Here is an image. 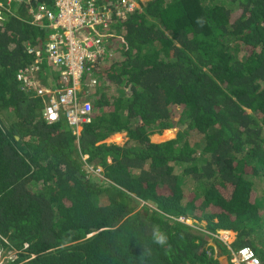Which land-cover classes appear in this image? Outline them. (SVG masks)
Instances as JSON below:
<instances>
[{"label": "trees", "instance_id": "obj_1", "mask_svg": "<svg viewBox=\"0 0 264 264\" xmlns=\"http://www.w3.org/2000/svg\"><path fill=\"white\" fill-rule=\"evenodd\" d=\"M41 2L53 9L24 2L0 26V247L15 254L3 264H221L242 246L264 258V0H149L85 29L112 58L92 64L78 136L46 124L15 77L27 44L45 43L47 21L29 13ZM39 67L42 81L56 72ZM118 132L122 145L104 142ZM218 229L236 232L229 247Z\"/></svg>", "mask_w": 264, "mask_h": 264}, {"label": "built area", "instance_id": "obj_2", "mask_svg": "<svg viewBox=\"0 0 264 264\" xmlns=\"http://www.w3.org/2000/svg\"><path fill=\"white\" fill-rule=\"evenodd\" d=\"M31 1L0 2V26L10 13V7L17 8ZM51 3L53 9L41 2L29 10L31 23L41 25L47 21L42 24L47 35L42 46L27 44L32 63L19 70L15 77L24 91L40 99L42 119L46 124L64 120L71 133L78 136L83 125L91 121L93 112V97L88 90L95 88L97 81L92 77V64L98 63L99 59L112 58L104 34L89 33L85 29H96L100 24L107 26L114 17L122 18L133 12L138 6L137 0H116L99 7L93 0H51ZM43 53L50 69L56 71L51 75H56L57 81L49 77L46 83L37 76ZM218 238L225 244L229 242L226 233ZM231 254L230 264H264V259L250 247Z\"/></svg>", "mask_w": 264, "mask_h": 264}, {"label": "rangeland", "instance_id": "obj_3", "mask_svg": "<svg viewBox=\"0 0 264 264\" xmlns=\"http://www.w3.org/2000/svg\"><path fill=\"white\" fill-rule=\"evenodd\" d=\"M43 60H46V55L44 54L43 55ZM174 129V130H173ZM170 132L169 131H162V133H159V134H154V135H151L150 136V140L152 142H163V141H166V140H170V139H175L177 137H180L179 134H180V127L176 126L174 128H170ZM173 133V134H172ZM116 136H113V137H110L109 139L105 140L106 143H116V144H122L126 141V136H125V133L124 132H121V133H117L115 134ZM96 173H100L101 172V169H96L95 171ZM262 187V186H261ZM186 189L188 191H191L193 189V185L190 184L189 186L186 187ZM261 188L258 187L256 190H255V195L258 196V198H261L263 195L261 193ZM262 202L264 201V198H262ZM261 203V201H260ZM205 221H201L200 223V226L201 228H205ZM210 243H213V241H211ZM5 253V250L3 248L0 247V260H4L6 259L5 257L7 256H4L3 254ZM3 253V254H2ZM14 255V253L12 254ZM225 257H221L219 258V261L222 263V264H225Z\"/></svg>", "mask_w": 264, "mask_h": 264}, {"label": "clouds", "instance_id": "obj_4", "mask_svg": "<svg viewBox=\"0 0 264 264\" xmlns=\"http://www.w3.org/2000/svg\"><path fill=\"white\" fill-rule=\"evenodd\" d=\"M116 1V0H115ZM114 1V2H115ZM147 1H149V0H137V8L136 9H134V11L135 10H142V8H143V5L147 2ZM111 2V1H110ZM110 2H107V3H110ZM133 11V12H134ZM132 13V12H131ZM8 14V13H7ZM130 14V13H129ZM125 16H127V14L125 15ZM115 55V54H114ZM41 118H42V116H41ZM48 125H50V124H48ZM118 133H121V132H118ZM180 220H182L183 221V219L181 218ZM185 223H187V224H193L192 223V221L190 220V219H188V220H186V221H184ZM204 229V228H203ZM229 230L230 229H218L214 234H213V236H214V238L215 239H217V241H219V242H221V243H223L221 240H220V238H218L222 233H226V234H228V232H229ZM230 231H232L233 232V235H231V239H229V242H227V244H225V243H223L222 245H225L226 247H229L230 246V244L234 241V239H235V237H236V232L235 231H233L232 229L230 230ZM155 234H156V243H158V244H161V245H163V244H165L166 243V241H167V237L165 236V235H163L162 233H160L159 232V229H156V232H155ZM229 235V234H228ZM213 241V240H212ZM211 242V241H210ZM209 242V245H212L213 247H215L214 248V254H215V256L217 257V251H219L218 250V248H217V246L215 245V242L213 241V243H210ZM243 247H250V246H242V247H240V248H243ZM239 248V249H240ZM251 248V247H250ZM253 249V248H252ZM238 250V249H237ZM237 250H235V251H237ZM254 250V249H253ZM216 251V252H215ZM235 251H232V252H235ZM231 252V253H232ZM4 253V252H3ZM2 253V254H3ZM14 252H12V251H8V252H5L3 255L4 256H7V257H5L6 259H4V260H0V264H3V263H6V262H8V261H13V259L15 258V254L14 255H12ZM230 253V256L229 257H226L225 259V264H230V258H231V254ZM256 253V252H255ZM257 254V253H256ZM258 255V254H257ZM262 259H264V258H262ZM222 264V263H221Z\"/></svg>", "mask_w": 264, "mask_h": 264}, {"label": "crops", "instance_id": "obj_5", "mask_svg": "<svg viewBox=\"0 0 264 264\" xmlns=\"http://www.w3.org/2000/svg\"><path fill=\"white\" fill-rule=\"evenodd\" d=\"M15 76H16V74H15ZM49 77H53L51 74H49V76L47 75V77L45 78V80H43V81H46V79L48 78V80H50V78ZM115 134H117V133H114V134H112V135H110L107 139H109L110 137H113V136H116ZM107 139H105V140H107ZM105 142V141H104ZM123 144V143H122ZM122 144H119V145H122Z\"/></svg>", "mask_w": 264, "mask_h": 264}, {"label": "bare ground", "instance_id": "obj_6", "mask_svg": "<svg viewBox=\"0 0 264 264\" xmlns=\"http://www.w3.org/2000/svg\"><path fill=\"white\" fill-rule=\"evenodd\" d=\"M173 130H174V129H173ZM166 131H169V132H170L171 130H170V129H167ZM172 134H173V133H172ZM229 232H230V233H229ZM229 232H228V234H229L228 236H229V239H231V235H230V234H233V232L230 231V230H229Z\"/></svg>", "mask_w": 264, "mask_h": 264}]
</instances>
